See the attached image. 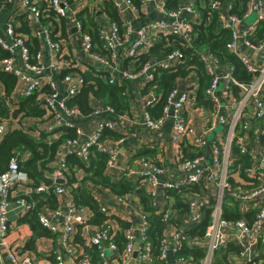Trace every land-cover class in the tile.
<instances>
[{
    "label": "built area",
    "instance_id": "built-area-1",
    "mask_svg": "<svg viewBox=\"0 0 264 264\" xmlns=\"http://www.w3.org/2000/svg\"><path fill=\"white\" fill-rule=\"evenodd\" d=\"M114 7L119 22H109L108 27H97V38L105 50V55H100L90 51V38L86 33L80 31V25L75 17L76 10L74 5L68 0H1L0 16V48L6 51L7 56L0 59V71L12 75L18 86L19 94L23 97L35 93L37 100L44 108L45 114L50 117L55 126L74 127L75 119L82 114L76 107H67L64 104L65 98L76 93L81 84V78L75 70H69L62 74L53 63L46 68L40 64L39 60L48 58L49 55L56 58L64 43L69 36L66 24H71L75 30L80 31L83 47L87 52V57L97 64V66L107 68L110 75L107 77L109 83L114 81L112 74L117 73L123 81H134L141 87L153 78V72L157 68L171 69L175 63L182 60L181 51L172 49L161 57L148 58L138 70L133 68H121L117 62L125 60L131 64L136 56L145 53L151 46L158 43L162 36L173 35L181 40L185 48L194 50L198 61L201 62L203 71L209 77V84L205 88V95L215 101L216 91L226 94V107L231 111L230 115L214 122H224V129L220 139H207L203 135H198L193 125L187 122L184 111L193 103V95L196 91V81L183 84L175 82L174 87L169 91L165 98V105L161 116L152 118L145 111L143 113V126L148 130H158L164 120H169L168 140L177 145L176 153L170 158L169 163L174 168V178L171 181L166 179L157 180L163 173L161 166H156L150 161H142L140 170L136 173L128 171L124 176L127 178L134 176L138 183L142 185L147 194L153 199L158 190L163 193L167 191H184L187 187L200 190L192 192L187 200L188 221L194 224L201 219L202 211L210 209L209 219L201 239L193 241L194 246L204 250V256L199 264H212L214 254L226 243H231L238 249V258H234L232 264H263L264 258L260 257L259 248L264 246V37L256 43L250 41L249 37L254 32L259 20L264 19V0H244V9L241 16L231 12L232 4L224 0H208L209 10L215 12L217 26L221 30H227L229 37L225 43V48L232 53L240 62L243 69L250 76L248 81L237 80L232 75V65H224L218 58L208 51L198 50L192 46L195 34L191 24L196 20L197 10L190 3L181 2L173 9L164 7V0H159V8L162 16L160 18H147L137 14V8L131 0H109ZM13 11V12H12ZM52 12L54 19L64 20V38L50 39L49 30L42 25L41 18ZM23 13L26 25L31 29L32 35L38 43V50L33 56L29 55L28 47L25 44V36L15 30L18 23L14 16ZM255 16L250 22L245 19L250 14ZM70 27V28H71ZM58 34V33H56ZM251 53H258L257 57H251ZM33 58V62L29 61ZM65 68L74 67L70 62H63ZM46 69V71H45ZM57 69V70H56ZM179 80V79H177ZM176 80V81H177ZM24 82L21 87L20 83ZM57 85L62 87L58 91ZM45 86L47 91L40 92V88ZM14 87V88H15ZM232 87L236 88V94H232ZM62 92V93H60ZM218 94V93H217ZM153 100L151 91L146 94V105ZM227 101V102H226ZM145 105V106H146ZM89 115L104 113L113 116L115 113L108 105H101L95 102L91 107ZM213 113L215 108L212 105ZM112 123L103 120L97 126L95 136L88 140L80 141L74 138H66L62 145L68 151V155L73 156L82 164L86 165L89 149L94 146L96 151L107 155L105 174L107 167L110 166L116 155L115 144L106 143L101 140L100 130L102 128L112 129ZM52 128V127H51ZM48 127V130H51ZM75 128V127H74ZM211 129V125L207 130ZM7 131L6 124L0 120V137ZM78 135V130L75 128ZM186 143L190 150H196L200 154L193 157H186L180 151V144ZM232 146H235L240 155L246 156L248 165L243 168V176H239L234 170L231 172ZM19 153L14 152L13 157L8 161L6 169L0 172V238L7 234L9 228L8 214L10 203L7 197L10 190L16 187L23 189V193L31 191L27 188V180L18 172L17 159ZM55 180L52 187L39 185L34 189L36 193H50L57 199L58 209L51 212H42L37 216L38 223L48 230L55 232L58 225L62 229L58 241V250L55 251V264H88L86 259L75 262V257H71L66 236L72 232V224L83 225L86 219L82 216L81 210H76L71 204L67 188L64 186L65 176L63 175L64 159L58 162ZM117 179V177H112ZM131 180L130 178H128ZM60 181L55 185L54 182ZM228 198L238 214H250V224L243 218L235 221L222 219L221 206L224 204L223 197ZM162 200L161 206L157 210H162L164 206L163 221L168 219L170 211L169 200ZM19 212L26 211L29 206L21 200L16 202ZM233 205V206H232ZM216 209V210H215ZM103 213L104 209H100ZM62 217L60 218V215ZM137 225L139 232V244L137 254L133 259V264H147V253L149 244L145 242L146 222L143 216L140 217ZM61 221H58V220ZM188 223V222H187ZM84 225L85 245L87 240L90 246L100 250L103 256L105 250L116 253L115 244L111 241L110 227L106 226L103 230H86ZM135 229L133 227L123 232L125 244L124 254H131L134 249L132 242ZM166 238L171 239L173 245L181 240L175 229ZM170 246L167 239L161 240L159 259L166 262ZM174 249L171 250L173 252ZM15 248H10L7 254L9 264H32L29 256L20 254ZM74 254V253H73ZM264 255V253H262ZM258 257V258H257ZM106 264V257H104ZM244 259V260H243ZM256 259V260H254ZM183 259H173L171 264H183ZM246 260V262H245Z\"/></svg>",
    "mask_w": 264,
    "mask_h": 264
},
{
    "label": "trees",
    "instance_id": "trees-1",
    "mask_svg": "<svg viewBox=\"0 0 264 264\" xmlns=\"http://www.w3.org/2000/svg\"><path fill=\"white\" fill-rule=\"evenodd\" d=\"M68 1L70 2L71 0ZM243 1L244 0L231 1V12L241 16L244 9ZM132 2L137 6L139 5V0H132ZM176 2L177 0H164V7L166 9H173L177 6ZM100 6L101 11L111 19V21L116 24L119 22L117 13L109 0H102ZM86 10L85 8L81 9L75 14L80 25V31L89 35L91 44L90 51L105 55L106 52L97 38L94 14ZM206 10H209V7L205 2V6L197 8L199 18H196L191 24L195 32V47L208 48L221 63L232 65V75L237 80L248 81L250 77L248 73L243 69L238 59L225 48V43L229 37L228 31L221 30L217 24L215 25L214 13L206 20ZM14 19L18 23L15 30L21 32L25 36V44L28 47L29 55L33 56L39 46L36 38L32 35L31 29L26 25L25 15L23 13L17 14L14 16ZM63 21L64 20L59 18L54 19L52 12H48L47 16L41 18L42 25L50 28L49 37L52 40H55L57 36L59 38H64L66 27L65 21ZM263 37L264 19H261L258 21L249 39L251 42L256 43ZM180 41L181 40L173 35L162 36L158 43L151 46L145 53L136 56L131 62V65H134L133 69L137 70L148 58H150V56L161 57L175 48L181 51L182 60L180 63H175V66L171 69H155L152 80L143 84L141 86L142 88L140 87L141 89L139 92L141 94L145 95L151 91L153 95V100L145 107V111L152 118L161 116L166 103L165 98L167 94L174 87L177 79L183 78L188 74L192 75L197 85L193 95V105L208 112L213 111L212 101L204 93L205 88L209 84V77L203 71L202 64L198 61L197 54H195L194 50L181 47L179 44ZM7 54L6 51L0 48V59L7 56ZM29 61L33 62V58H29ZM63 73L64 72H62V74ZM81 78L82 82L76 93L64 100V104L67 107H76L83 115H87L91 111L89 99L94 98L100 103L108 105L115 114H121L128 109L130 103L129 91L132 89L129 81H123L122 83L113 81L109 83L105 71L94 72L92 68L81 72ZM0 84L3 88V94L6 96L12 90L14 79L10 74L0 71ZM47 90L48 88L45 86L40 88V92ZM231 92L235 95L236 88L232 87ZM40 105L41 103L37 100L35 93L26 97H21L15 104V107L10 111V115L13 116L20 113L26 116L41 117L45 114V111ZM7 113L4 101L0 98V116H6ZM74 127L76 128L75 125ZM74 127H67L64 125L56 127L55 131H59L60 133L56 139H52L49 142L42 139L46 135L45 133L40 134L39 138H34L21 129L7 130L0 139V172L6 169L9 159L13 157V153L18 152V172L25 176L27 180L26 187L31 188L30 192L26 194L22 193L20 197H11L10 195L7 197L9 203L13 202L16 204L17 201L21 200L24 204L29 206L26 211L19 212L17 215V224H26L31 233L30 238L25 243L20 254L30 256L31 253H34V242L38 238L53 237L55 240H58L59 233L56 232L51 234V232L43 228L37 220L39 213L51 212L58 209V207H56V199L54 195L50 193V189H48L46 193H36L34 189L39 185L52 187V181L45 178L44 173L51 171L48 164L53 161L59 143H62L66 138H74L76 136ZM106 135L117 137L116 134H112L108 129L103 130L101 138ZM190 149L188 144H180V151L183 156L193 157L200 154V152L197 153L196 150ZM136 153L138 156L146 155V153L141 150H137ZM23 154H26V157L21 159ZM231 156V172L236 170L239 176H243V168L248 165L249 159L244 155H240L235 146H232ZM64 161L69 174V177L65 175L64 186L69 189L67 191L70 196L71 204L76 210L87 208L91 214L90 217L86 218L83 225L72 224V232L67 235L66 242L69 244V248L74 250V254L72 253L70 256L72 258L75 257V262L86 259L88 264H104V257L106 255V251H104L103 256H100V250L96 249L94 246H86L85 238L83 243L80 237V231L83 232L84 225H91L96 230H103L106 226L110 227L108 224L104 223L106 217L98 209L96 202L90 196L89 190L86 188L85 182H89L107 189L117 199L121 200L125 199V197L137 198L141 215L147 224L145 233V242L149 244L147 264H167L165 261L159 259L162 239H167L169 241L170 250H168V257L172 259H183V264H199V261L204 256V250L200 249L202 246H194L193 241L195 239H201L203 236L204 230L210 221V209L202 211V215H200L201 219L198 223L194 224L190 220L188 221L186 203L192 192L197 191L198 194H200V190L197 189V187L189 188L179 193L176 191H167L163 193L162 200H169L170 206L168 219L165 221L168 225L165 227L166 225L164 226L162 222L165 207L163 206L162 210H157V207L153 206V198L146 193L144 187L138 183V180H129L124 175L117 177L116 180L112 179L111 176H106L104 170L107 162V155L96 151L94 146H91L89 149V157L86 165L82 164L71 155H67ZM75 170H81L83 173V177L78 181L73 177ZM59 183L60 181L54 182L55 185ZM222 199L224 202L221 206L222 219L235 221L239 218H243L250 224V214H238L234 207L228 206V204H231L228 198L224 196ZM121 226L123 229L122 232L118 233L115 238L111 240L116 246L117 256H121L125 244L123 232L126 230V224L122 223ZM173 229H175L176 234L181 237V240H178L179 243L175 245L170 242L171 239L169 237H165L167 234H171ZM142 247L143 246L140 245V250ZM172 249H174L173 252H171ZM258 252L260 257L264 258V255H262V253H264V246L259 248ZM238 254L237 248L231 243H226L214 254L212 264H232L231 261L234 258H238ZM54 258L55 251L52 255L49 254L47 256V260L50 261L51 264H55Z\"/></svg>",
    "mask_w": 264,
    "mask_h": 264
},
{
    "label": "crops",
    "instance_id": "crops-1",
    "mask_svg": "<svg viewBox=\"0 0 264 264\" xmlns=\"http://www.w3.org/2000/svg\"><path fill=\"white\" fill-rule=\"evenodd\" d=\"M101 1L102 0H71L70 2L74 5L73 7H75L76 11L85 8L87 9L86 11L94 14V21L96 22L97 31V27H108L109 22H113L101 11ZM224 1H229L231 3V1L233 0ZM181 2L192 4V6L196 10L197 8H202L203 6H205V2L208 5V0H177L176 3L178 5ZM159 5V0H139V5H135V7L137 8V14L141 15L140 18H143V15H145V19H151L160 18L162 16L159 8H157ZM212 13H214L216 25L217 17L215 12H213L212 10H206L205 19L207 20V18H209ZM196 16L197 18H199L198 13H196ZM2 19L3 17L0 16V22L2 21ZM252 19H245V21L250 22ZM66 26L69 36L67 38V41L64 39V43L59 51L58 56H56L55 58L49 55L48 58H43L41 59V61L39 60L40 64L46 68L49 64L53 63L57 66L60 73L64 72L63 74L73 69L80 78L81 72L90 70L91 68L94 72L105 71L106 76L108 77L111 73L107 68L97 66V64H94V62L87 57V52L83 47V41L81 38L82 33L78 30L71 31V24H66ZM192 31L194 32L193 27ZM194 40L195 38L193 39L192 46L195 51L202 50L211 52L208 48L205 47H195ZM179 44L181 47H184V45L181 44V41L179 42ZM63 62H70L74 67L65 68ZM117 63L119 65V69H121L122 67H134V65L132 66L127 61H119ZM222 64L228 65L225 63ZM140 68H138V70ZM112 76H114V81L118 83L123 82V80L117 73L112 74ZM191 76L192 75H188L187 78H184L185 83L194 81ZM13 79L14 84L12 90L6 96L3 94V88L0 84V98L3 99L8 112L6 116H0V120H3L5 122L7 130L21 129L34 138H39L40 134L45 133L46 135L42 139L47 142L51 141L52 139H56L60 132L55 131V128L59 126H55L53 121L54 119L52 120L46 114H43L41 117L26 116L20 113L13 116L10 115V111L15 107V104L21 97H23L19 94V85L15 87V85L17 84L16 79L14 77ZM176 82H180V84H183V80L181 79L177 80ZM20 85L21 87H23L24 82L20 83ZM130 87L132 88L129 91L130 103L128 105V109L125 112L121 114H115L113 116L104 114L102 112L98 115L92 114L89 116H85L80 112L82 115L79 116V118L75 119V124H73L78 130V135H76L78 136L77 139L79 140V142L88 140L89 137L95 136L97 126L100 122H102L103 120L110 121V123H112L113 125L112 129L102 128L100 130V134L103 132V130L108 129L110 132H112V134L117 135V137L106 135L101 138L103 142L115 144L116 146V155L112 160L110 166L107 167L106 176L121 177L128 171H134L137 173L140 170V163L146 160L150 161L154 165L161 166L163 168V173L157 177V180L166 179L168 181H171L174 178V168L169 163V160L176 153L178 146L168 140L167 132L170 126L169 120H164L158 130L146 129L142 124L143 113L145 112L146 107V94L144 95L139 92L142 87L140 88L139 86H137L134 81H132ZM57 89L58 91H60V89L62 90V87L60 88V86L57 85ZM216 95L219 98V108H217V112L214 116L212 115L214 112H205V110L201 109L200 107H195L192 102L189 103V106L186 107L184 111L186 120L191 123V125H193L196 133L198 135L205 136L207 139H220L224 129L223 125L226 120L225 117L228 115V110L226 109V104L228 106V103L225 104V100H228V96L226 94L222 95L219 89H217ZM95 102L104 105L98 100L90 98L89 106L91 107ZM223 118V123L218 121L211 123L212 120H219ZM210 125L211 129L207 130V127ZM48 127H52L50 131L48 130ZM216 127H221V129L219 131H216ZM1 138L2 136L0 137V139ZM137 150L144 151L146 155L138 156V154L136 153ZM67 155V149L60 142L56 154L54 155L53 161L48 164L51 171L44 173V177L49 179L50 181L55 180V170L58 169V162L61 159H65ZM25 157L26 154H23L21 159H24ZM63 175H67L69 177L68 168L65 165V161ZM73 177L78 181L83 177V173L81 172V170H75L73 173ZM85 185L89 190L90 196L96 202L98 209H104L103 215L106 217L104 223L110 226L111 240H113L118 233L122 232L123 229L121 225L122 223H124L126 224V230L131 227L135 229V234H133L132 242L135 245L137 244V247L138 245L140 246V238L137 225L140 223L141 210L138 205L137 198L126 197L125 199L120 200L115 198L114 195H112L105 188L93 185L89 182H85ZM67 190L69 189L67 188ZM22 193L23 189L20 187H16L10 190L9 195L11 197H20ZM154 203L157 205V207L161 206L162 192L160 190L157 191L154 197ZM56 207H58L57 199ZM18 213L19 208L16 204L11 202L10 211L8 214L9 228L7 230V234L3 238H0V264H9L7 259L9 249L15 248L17 251L22 252L25 243L30 238L31 233L28 226L26 224H17ZM81 214L85 219L90 217L91 215L87 208H82ZM61 217L62 214L60 215V218ZM58 221L61 220L59 219ZM56 228H58V230L53 233L51 232V234L62 232V229L59 225ZM85 229L90 231L94 229V227L91 225H86ZM80 232V237L82 238L84 243L86 234H84L82 231ZM60 234L61 233H59V236ZM58 241L59 239L55 240V238L53 237L36 239L34 242V253H31V255L29 256L32 259V264H51L50 261L47 260V256L49 254L52 255L54 251L58 250ZM67 245L69 244L67 243ZM105 251V257L107 259L106 264H127L130 261L132 255V253L124 254L122 252L121 256H117V253H111L109 250ZM172 260L173 259L171 257L167 256L166 263L171 264ZM65 264L69 263L67 262Z\"/></svg>",
    "mask_w": 264,
    "mask_h": 264
},
{
    "label": "rangeland",
    "instance_id": "rangeland-1",
    "mask_svg": "<svg viewBox=\"0 0 264 264\" xmlns=\"http://www.w3.org/2000/svg\"><path fill=\"white\" fill-rule=\"evenodd\" d=\"M255 16V14L254 13H252V14H250L249 15V17L247 18V20H249V19H252L253 17ZM213 105H214V108H215V110H214V113L212 114L213 116L215 115V113L217 112V108H219V98H218V96L217 97H215V101H213ZM224 106H225V104H224ZM226 108V107H225ZM227 110H228V108H226ZM205 112H208V111H206L205 110ZM231 114V111H229L228 110V115H230ZM221 129V127H216V131H219ZM195 130V129H194ZM196 152V151H195ZM130 179L131 180H136V178L134 177V176H130ZM186 189H189V187H187ZM126 198V197H125ZM216 210V209H215ZM221 214H222V212H221ZM210 215V214H209ZM163 223H164V226L165 227H167V225H168V223H166V222H164V221H162ZM87 242V245L88 246H90L89 245V241L87 240L86 241ZM133 245H135V244H133ZM137 245V244H136ZM167 249H169L170 250V246H167ZM201 250H203L202 248H200ZM70 251L72 252V253H74V250L73 249H70Z\"/></svg>",
    "mask_w": 264,
    "mask_h": 264
},
{
    "label": "water",
    "instance_id": "water-1",
    "mask_svg": "<svg viewBox=\"0 0 264 264\" xmlns=\"http://www.w3.org/2000/svg\"><path fill=\"white\" fill-rule=\"evenodd\" d=\"M71 31H75L74 27H71L70 28ZM259 54L257 53H251V57H257ZM137 254V245H134V249H133V252H132V255H131V259L130 261L127 263V264H133V259L135 258Z\"/></svg>",
    "mask_w": 264,
    "mask_h": 264
},
{
    "label": "bare ground",
    "instance_id": "bare-ground-1",
    "mask_svg": "<svg viewBox=\"0 0 264 264\" xmlns=\"http://www.w3.org/2000/svg\"><path fill=\"white\" fill-rule=\"evenodd\" d=\"M187 204V203H186Z\"/></svg>",
    "mask_w": 264,
    "mask_h": 264
}]
</instances>
